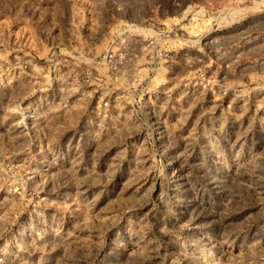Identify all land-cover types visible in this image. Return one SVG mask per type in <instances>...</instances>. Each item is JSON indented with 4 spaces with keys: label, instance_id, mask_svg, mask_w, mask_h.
Returning a JSON list of instances; mask_svg holds the SVG:
<instances>
[{
    "label": "rangeland",
    "instance_id": "obj_1",
    "mask_svg": "<svg viewBox=\"0 0 264 264\" xmlns=\"http://www.w3.org/2000/svg\"><path fill=\"white\" fill-rule=\"evenodd\" d=\"M0 264H264V0H0Z\"/></svg>",
    "mask_w": 264,
    "mask_h": 264
},
{
    "label": "built area",
    "instance_id": "obj_2",
    "mask_svg": "<svg viewBox=\"0 0 264 264\" xmlns=\"http://www.w3.org/2000/svg\"><path fill=\"white\" fill-rule=\"evenodd\" d=\"M131 27H135V30H133L134 36L142 38L145 50L158 51L159 55L163 53V56H167V51L165 48L163 49L162 43H166L173 37L177 38L176 33L173 34L164 28L143 29L138 27V25H131Z\"/></svg>",
    "mask_w": 264,
    "mask_h": 264
}]
</instances>
